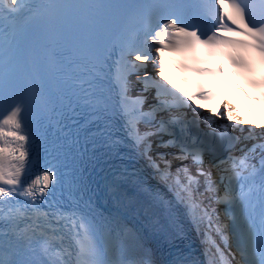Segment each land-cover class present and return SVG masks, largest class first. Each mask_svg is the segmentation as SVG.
Returning a JSON list of instances; mask_svg holds the SVG:
<instances>
[{"label": "snow or ice", "instance_id": "snow-or-ice-1", "mask_svg": "<svg viewBox=\"0 0 264 264\" xmlns=\"http://www.w3.org/2000/svg\"><path fill=\"white\" fill-rule=\"evenodd\" d=\"M217 59L264 109V0H0V264H264V126L196 103Z\"/></svg>", "mask_w": 264, "mask_h": 264}, {"label": "bare ground", "instance_id": "bare-ground-1", "mask_svg": "<svg viewBox=\"0 0 264 264\" xmlns=\"http://www.w3.org/2000/svg\"><path fill=\"white\" fill-rule=\"evenodd\" d=\"M211 233H212V232H209L210 235H211ZM211 240H212V242H213L214 244H216V246H217L218 242L215 240V238H213V239H211Z\"/></svg>", "mask_w": 264, "mask_h": 264}, {"label": "water", "instance_id": "water-1", "mask_svg": "<svg viewBox=\"0 0 264 264\" xmlns=\"http://www.w3.org/2000/svg\"><path fill=\"white\" fill-rule=\"evenodd\" d=\"M190 231L192 232L191 234L193 235V237L195 238V239H197V237L193 234V230L190 228ZM195 241H197V240H195Z\"/></svg>", "mask_w": 264, "mask_h": 264}]
</instances>
